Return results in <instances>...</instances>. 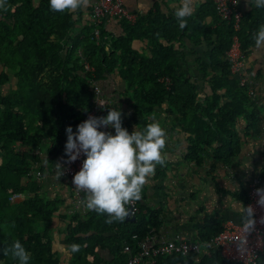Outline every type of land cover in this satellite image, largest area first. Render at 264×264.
I'll list each match as a JSON object with an SVG mask.
<instances>
[{"label":"trees","instance_id":"16d2710c","mask_svg":"<svg viewBox=\"0 0 264 264\" xmlns=\"http://www.w3.org/2000/svg\"><path fill=\"white\" fill-rule=\"evenodd\" d=\"M210 3L214 25L200 27L199 33L194 30L197 23L186 26L197 34L198 40L192 41L199 44L205 39L211 46L200 71L213 96L203 103L200 86L179 70L182 53L174 45L182 42L185 30L174 17L153 13L134 24L122 21L123 37L109 39L103 32L98 44L92 39L93 23L72 36L78 23L75 13L53 12L49 0H6L0 8V264H19L2 253L15 241L30 253L28 264H127L126 247L136 252L140 241L162 228L163 211L146 206L144 195L126 205V209L134 205L135 222L126 217L109 222L107 214L94 210L85 215L70 213L72 207L64 198L47 196L35 179L37 174L40 179L50 173L58 160L63 164L66 128L76 132L94 107V84L116 72L131 96L130 127L144 129L150 116L167 106L171 114L178 112L181 127L190 135L188 161L200 167L208 159L229 165L240 155L243 141L235 124L244 118L246 136H250L261 123L264 109L232 75L227 52L234 30L221 21L215 4ZM261 25L264 7L244 15L239 38L245 56L256 46L254 34ZM136 39L149 41L151 57L133 49ZM42 74L48 76L47 81ZM223 99L229 101L222 104ZM111 109L107 106L101 116L106 117ZM166 172L160 170L158 175ZM260 179L264 185L263 174ZM14 195L25 199L13 203ZM236 197L247 206L248 193ZM195 228L192 241L200 244L223 231L222 223L210 216ZM57 231L64 236V248H58ZM73 245L78 250L73 251ZM155 264L239 263L212 250L193 258L162 256ZM257 264H264V256Z\"/></svg>","mask_w":264,"mask_h":264},{"label":"crops","instance_id":"0c3cea01","mask_svg":"<svg viewBox=\"0 0 264 264\" xmlns=\"http://www.w3.org/2000/svg\"><path fill=\"white\" fill-rule=\"evenodd\" d=\"M124 1L128 11L138 18L159 13L174 17L176 20L175 12L182 4V0ZM94 3L95 0H89L86 8L74 12L78 23L72 36L79 34L93 22ZM238 5L244 15L258 8L255 0H250L249 5L247 0H238ZM193 6L195 10L193 15L187 18V25L190 22L197 23L194 30L198 33L201 31L200 27L214 25V19L209 15L212 10L210 0H194ZM183 30L185 36L181 39L182 42L174 45L175 50L182 53L179 70L200 86L202 91L200 90L199 100L206 103L213 95L208 81L204 79V74L200 70L203 68V62L207 60L206 55L211 50V46L205 42V39L197 44L192 41V39L198 40L197 34L195 36L191 30L187 31L186 27ZM105 31L109 34V39L121 38L125 32L122 22L115 19L106 21ZM133 49L140 55L152 56L147 40H134ZM246 73L255 82L256 96L252 98L260 108L264 109V46L259 48L255 46L249 51L246 56ZM42 77L45 81L48 80L46 74H42ZM100 86L107 106H111L112 109L120 107L122 126L125 129L128 126L131 132L134 128L142 131V128L128 125L134 111L131 96L126 92V82L122 80L120 74L116 72L110 75ZM228 101L223 99L222 104ZM166 107L156 110L150 116H154L166 132L165 147L161 150L166 162L163 166H156L154 175L142 189V195L145 196L143 203L153 210L163 211V226L156 234L157 240L167 241L176 235H183L192 240L196 234L197 223L207 216L217 218L223 227L228 222L242 223L243 208L239 202L244 206L245 204L236 196H245L252 180L264 175V117L250 136H246L248 124L244 118H240L235 124L234 127L242 138L243 145L240 155L232 163L224 165L208 159L200 167L195 162L187 160L190 135L181 127L178 112L171 114ZM149 122H151L150 118ZM112 130L111 132L115 134V130ZM128 132L131 134L130 131ZM214 147L217 148L218 145L215 144ZM163 169L167 171L165 175H158V171ZM35 179L40 181L42 191L47 196L51 198L61 196L68 206H73L72 185L65 177L61 176L57 179L55 168L42 178ZM26 182L28 180H25ZM57 237L60 238L58 248H64V236L60 231H57Z\"/></svg>","mask_w":264,"mask_h":264},{"label":"clouds","instance_id":"9594fccd","mask_svg":"<svg viewBox=\"0 0 264 264\" xmlns=\"http://www.w3.org/2000/svg\"><path fill=\"white\" fill-rule=\"evenodd\" d=\"M250 0H247L249 5ZM6 0H0V8ZM53 12L63 13L66 10L75 12L86 8L89 0H49ZM257 7H264V0H255ZM194 0H182L175 16L180 29L187 26V18L194 13ZM257 48L264 46V25L254 34ZM106 117L89 116L87 120L77 125L74 133L71 127L66 128L67 142L64 155L68 157L64 164L75 162L81 155L85 156L81 170L73 177L75 188L85 192V206L88 210L104 213L112 220L123 221L129 215L126 205L142 198V189L154 175L157 165L163 166L166 157L161 150L165 147L166 132L155 117L141 131L134 128L131 134L122 126V112L113 108L107 110ZM114 129L110 131L99 129ZM63 158H61L62 160ZM54 165L57 179L64 175L65 169L58 160ZM255 195L259 196L257 205L264 207V188H257ZM243 208L242 224L245 233L254 230L256 219L252 205ZM243 242L238 246L243 252ZM73 251L78 246L73 245ZM3 255L12 256L19 264H28L30 253L19 242L2 250Z\"/></svg>","mask_w":264,"mask_h":264},{"label":"built area","instance_id":"2783aa9c","mask_svg":"<svg viewBox=\"0 0 264 264\" xmlns=\"http://www.w3.org/2000/svg\"><path fill=\"white\" fill-rule=\"evenodd\" d=\"M216 6L217 15L223 22L232 25L234 30V37L232 46L227 52V57L231 66V73L237 78L240 86L247 90L249 97L256 96L255 82L251 80L246 73V56L242 53L239 33L241 31L244 19V13L240 10L238 0H212ZM108 19H115L119 22L127 21L131 24L136 23L138 16L128 11L124 0H95L93 5V34L92 39L98 44L101 42L103 32L105 31V24ZM86 70L93 72V69L86 65ZM94 107L88 113V117H100L107 107V103L102 97V89L100 84H94ZM100 131H113L112 129L101 128ZM113 135H115L112 132ZM68 157L65 156V160ZM86 159L81 155L75 162L71 164H64L65 173L62 177L69 180L72 185L73 192V206L70 213H81L85 215L89 210L86 208L85 192L77 190L72 183L73 177L81 170L82 164ZM41 177L37 174V178ZM257 188H264L260 178H255L249 185L248 205H252L255 209L256 224L253 231L245 233L242 223L228 222L224 225L223 231L217 236L203 244L192 241L183 235H176L167 241H158L156 234L151 231L149 235L139 242L136 252H132L129 246L126 250L129 254L127 264H155L157 258L162 256L180 255L184 258H193V256H200L208 251L217 250L221 256L228 261L239 264H257L261 256H264V207L257 205L259 196L255 195ZM21 195H14L10 201L17 203V200L22 199ZM132 216L135 214L134 205ZM129 206V207H130ZM246 206V207H247ZM137 238V236H135ZM243 242V252L239 251L238 246Z\"/></svg>","mask_w":264,"mask_h":264},{"label":"water","instance_id":"95a60500","mask_svg":"<svg viewBox=\"0 0 264 264\" xmlns=\"http://www.w3.org/2000/svg\"><path fill=\"white\" fill-rule=\"evenodd\" d=\"M128 210H129V215L126 216V219L135 222V221H136V217H135V216H132V213H133V207L130 206V207L128 208Z\"/></svg>","mask_w":264,"mask_h":264},{"label":"rangeland","instance_id":"374dc122","mask_svg":"<svg viewBox=\"0 0 264 264\" xmlns=\"http://www.w3.org/2000/svg\"><path fill=\"white\" fill-rule=\"evenodd\" d=\"M13 84L15 83V80H13V82H12ZM8 87V86H7ZM20 200V199H19ZM19 200H17V202L19 201ZM21 202V201H20Z\"/></svg>","mask_w":264,"mask_h":264}]
</instances>
